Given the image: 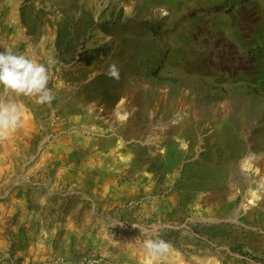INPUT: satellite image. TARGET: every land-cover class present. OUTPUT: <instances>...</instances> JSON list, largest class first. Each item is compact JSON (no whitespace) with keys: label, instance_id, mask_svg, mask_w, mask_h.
Here are the masks:
<instances>
[{"label":"rangeland","instance_id":"374dc122","mask_svg":"<svg viewBox=\"0 0 264 264\" xmlns=\"http://www.w3.org/2000/svg\"><path fill=\"white\" fill-rule=\"evenodd\" d=\"M262 44L264 0H0L54 61L50 103L0 85V264H264Z\"/></svg>","mask_w":264,"mask_h":264},{"label":"clouds","instance_id":"9594fccd","mask_svg":"<svg viewBox=\"0 0 264 264\" xmlns=\"http://www.w3.org/2000/svg\"><path fill=\"white\" fill-rule=\"evenodd\" d=\"M54 61L49 60L48 66L37 63L25 55H18L6 50L0 52V85L4 89L25 96L36 95L37 103H50L54 97L49 83V69ZM111 75H116L115 66L110 70ZM22 115V108L15 102L0 105V127L4 129L15 128ZM145 246L154 252L167 250L168 245L163 240H147Z\"/></svg>","mask_w":264,"mask_h":264},{"label":"crops","instance_id":"0c3cea01","mask_svg":"<svg viewBox=\"0 0 264 264\" xmlns=\"http://www.w3.org/2000/svg\"><path fill=\"white\" fill-rule=\"evenodd\" d=\"M260 50H261V54H260V57L258 59V68H260L262 70V74H263V69H264V44H262V47H261ZM26 51L22 52L21 55H25L27 57V55L29 54V51H27V52ZM263 80H264V78H263ZM262 88L264 89V83H263V87ZM8 101H9L8 100V95H6L3 98V102L8 103ZM2 104H3L2 101H0V105H2Z\"/></svg>","mask_w":264,"mask_h":264},{"label":"trees","instance_id":"16d2710c","mask_svg":"<svg viewBox=\"0 0 264 264\" xmlns=\"http://www.w3.org/2000/svg\"><path fill=\"white\" fill-rule=\"evenodd\" d=\"M78 35H80L79 33H77ZM78 35H77V37H78ZM105 50V48H98L97 50H96V54L97 53H100V52H103Z\"/></svg>","mask_w":264,"mask_h":264},{"label":"built area","instance_id":"2783aa9c","mask_svg":"<svg viewBox=\"0 0 264 264\" xmlns=\"http://www.w3.org/2000/svg\"><path fill=\"white\" fill-rule=\"evenodd\" d=\"M263 78H264V69H263Z\"/></svg>","mask_w":264,"mask_h":264}]
</instances>
